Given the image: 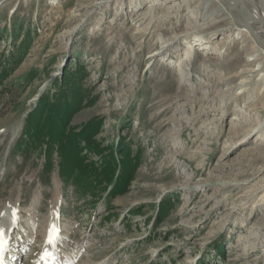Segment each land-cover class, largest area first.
<instances>
[{"label":"rangeland","instance_id":"rangeland-1","mask_svg":"<svg viewBox=\"0 0 264 264\" xmlns=\"http://www.w3.org/2000/svg\"><path fill=\"white\" fill-rule=\"evenodd\" d=\"M162 6L185 10L131 19ZM221 20L211 40L198 41ZM23 21L36 39L20 67L7 69L2 56ZM227 23L208 0H0V211L12 222L10 264L45 253L48 264H264V60ZM77 71L89 94L72 130L102 123L94 140L104 153L85 152L88 163L111 169L113 156L137 167L116 198L101 197V185L67 184L45 145H18L41 96ZM53 224L62 234L49 249L43 236Z\"/></svg>","mask_w":264,"mask_h":264},{"label":"trees","instance_id":"trees-1","mask_svg":"<svg viewBox=\"0 0 264 264\" xmlns=\"http://www.w3.org/2000/svg\"><path fill=\"white\" fill-rule=\"evenodd\" d=\"M10 36L13 50L8 55L4 53L2 59L7 69L14 70L19 68L28 56L36 33L26 27L23 21L14 23ZM37 76L38 72L32 70L25 77V82L32 83ZM5 78L2 77L1 80ZM82 80L83 75L80 71L73 75L65 73L64 79L56 85L54 94L47 91L41 96L37 107L26 119L18 145L19 148L24 145L27 148H42L45 145L50 156L57 152L60 158L59 172L67 184L81 186L84 190L101 185L104 187L100 192L101 197L106 195L108 198H116L129 191L137 167L130 159L128 162L117 163L113 156L109 158L108 163L113 164L111 169L101 170L96 165L88 163V155H85V152L89 155H103L104 150L94 140L102 130V123L98 122V119L82 125L77 133H74L71 127L74 116L85 107L89 94L81 85ZM81 143H85V147L81 146ZM74 162L75 165L72 164Z\"/></svg>","mask_w":264,"mask_h":264},{"label":"bare ground","instance_id":"bare-ground-1","mask_svg":"<svg viewBox=\"0 0 264 264\" xmlns=\"http://www.w3.org/2000/svg\"><path fill=\"white\" fill-rule=\"evenodd\" d=\"M155 2L157 0H154ZM162 1H166V0H162ZM169 2L174 1V0H167ZM211 3H213L215 5L216 8H218L221 12H224L226 17H227V26L228 29L230 30H235L236 32H239L238 34L242 33V35H244V43H251L254 46V49L256 50L255 53L257 54V58L258 61L260 60H264V0H208ZM130 4L133 2V0H129ZM230 11H229V10ZM185 9H172L171 8H166V7H158V9L156 10V8L153 10V8H149V11L145 14H141L138 16V14H134V17H132L131 19H133L132 21L137 22L138 21L141 23V21H147L150 18H153L154 16H156V12H163V13H176V14H181L182 12H184ZM144 22V23H145ZM224 22H226L225 20H221L218 21L217 23H213L206 28L201 29L200 33L202 36H200L198 38V41H202L203 40V36H205L206 39L211 40L214 37L215 34V30L219 29L221 27L224 26ZM152 24V22H150V25ZM226 24V23H225ZM149 25V26H150ZM140 26V25H139ZM136 30L137 35H139L140 37H145L148 34L149 28H146L144 30ZM190 36H185V38H189ZM202 39V40H201ZM196 40V39H195ZM227 42H224V44H226ZM169 44V42H168ZM166 44V45H168ZM202 44V43H201ZM165 45V42H164ZM165 47V46H164ZM163 48V47H162ZM164 49V48H163ZM162 50H158L157 53H155V55H159L161 53ZM199 54H201V52L199 50H195L194 51V55H196V58H199ZM187 63V61H186ZM263 69V68H262ZM260 69L259 73L261 74L262 72H264V70ZM200 71H202L203 75L206 74L204 69H200ZM245 83L242 82V84L240 85L241 87H246L247 85H244ZM247 84V83H246ZM252 101L247 102L248 107H251ZM251 104V105H250ZM3 208V207H1ZM0 208V209H1ZM6 218L5 223L0 222V231H3L4 235V239L5 242L7 243V245H11L10 241H12V236L11 233L9 232V228L12 225V222L10 224V226H8L7 224L10 222V218L8 220L7 216H3L2 212L0 211V220ZM13 227H15L13 225ZM48 231V230H47ZM45 231L44 233V242H47V238H48V233ZM62 234V233H61ZM62 236V235H61ZM58 243V242H57ZM49 245V244H48ZM48 264V259H45V255L41 258V260L37 261L36 264Z\"/></svg>","mask_w":264,"mask_h":264},{"label":"snow or ice","instance_id":"snow-or-ice-1","mask_svg":"<svg viewBox=\"0 0 264 264\" xmlns=\"http://www.w3.org/2000/svg\"><path fill=\"white\" fill-rule=\"evenodd\" d=\"M15 213H13V216L15 217ZM15 222V220L13 221ZM3 231H0V250L3 249L4 247V241H3ZM60 240V230L58 225L53 224L50 226L49 229V233H48V239H47V243L49 245H55L57 244V242ZM45 259H51L50 256L47 255V253H45Z\"/></svg>","mask_w":264,"mask_h":264}]
</instances>
